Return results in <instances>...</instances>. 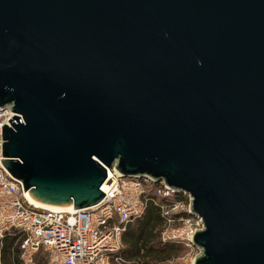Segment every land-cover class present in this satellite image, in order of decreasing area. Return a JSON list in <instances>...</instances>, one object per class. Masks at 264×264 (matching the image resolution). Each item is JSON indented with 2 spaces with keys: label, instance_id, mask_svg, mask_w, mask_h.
Segmentation results:
<instances>
[{
  "label": "water",
  "instance_id": "obj_1",
  "mask_svg": "<svg viewBox=\"0 0 264 264\" xmlns=\"http://www.w3.org/2000/svg\"><path fill=\"white\" fill-rule=\"evenodd\" d=\"M0 107L31 203L163 181L202 219L192 264H264V0H0Z\"/></svg>",
  "mask_w": 264,
  "mask_h": 264
},
{
  "label": "built area",
  "instance_id": "obj_2",
  "mask_svg": "<svg viewBox=\"0 0 264 264\" xmlns=\"http://www.w3.org/2000/svg\"><path fill=\"white\" fill-rule=\"evenodd\" d=\"M14 112L0 107V126ZM1 157V145H0ZM114 180L104 198L91 207L57 211L40 207L23 197L18 180L0 166V244L3 238L19 231L23 264H36L41 250L48 253L51 264H127L121 256L123 234L128 225L141 217L151 195L173 198L174 192L163 181L123 176L113 169ZM162 205L167 225L161 241L198 251L190 239L194 230L203 227L202 219L188 210L189 195ZM189 257L184 264H192Z\"/></svg>",
  "mask_w": 264,
  "mask_h": 264
},
{
  "label": "trees",
  "instance_id": "obj_3",
  "mask_svg": "<svg viewBox=\"0 0 264 264\" xmlns=\"http://www.w3.org/2000/svg\"><path fill=\"white\" fill-rule=\"evenodd\" d=\"M141 217L131 222L123 234L121 256L127 264H175L179 254L188 250L176 243L161 241V231L166 227V218L162 205H169L174 200L185 198L184 193H175L173 198L151 195ZM24 234L14 231L6 235L0 244V264H23L20 257V242ZM41 250L36 256L37 264H46Z\"/></svg>",
  "mask_w": 264,
  "mask_h": 264
},
{
  "label": "rangeland",
  "instance_id": "obj_4",
  "mask_svg": "<svg viewBox=\"0 0 264 264\" xmlns=\"http://www.w3.org/2000/svg\"><path fill=\"white\" fill-rule=\"evenodd\" d=\"M41 254H44L46 256V258L49 259V257L47 256V254H45L44 252H41ZM189 254V257H193V255L195 254V256L198 254V251H191V250H184L182 251L179 256L177 257V259L175 260V264H184L185 259L187 258V255ZM46 260V264H51L49 260ZM37 261V260H36ZM37 264V262H36Z\"/></svg>",
  "mask_w": 264,
  "mask_h": 264
}]
</instances>
